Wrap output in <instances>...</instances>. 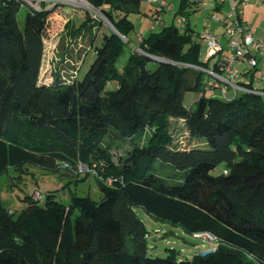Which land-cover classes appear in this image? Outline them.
Wrapping results in <instances>:
<instances>
[{"label":"trees","instance_id":"trees-1","mask_svg":"<svg viewBox=\"0 0 264 264\" xmlns=\"http://www.w3.org/2000/svg\"><path fill=\"white\" fill-rule=\"evenodd\" d=\"M85 1L119 37L132 29L126 16L138 13L139 1ZM55 6L34 10L22 0H0V175L6 165L54 173L62 163L95 164L101 197L71 195L62 205L45 194L40 205L29 194L18 212L0 201V264H226L227 255L234 264H264V97L205 96L204 72L192 67L208 70L209 60L200 62L197 33L187 23L181 31L150 32L120 70L113 62L127 41L104 35L80 80L74 69L41 83L43 34ZM92 20L87 16L77 28L67 21L64 28L74 38ZM210 69L217 71L213 63ZM255 71L241 74L248 78L244 87H252ZM195 92L198 98L184 107V94ZM174 120L206 148L174 144L168 128ZM144 131L145 142L134 143ZM106 138L130 140L115 163L101 147ZM156 164L175 175L161 176ZM134 208L185 236L206 230L216 248L188 261L172 250L164 259L151 257ZM239 240L249 241L243 252L225 246H240Z\"/></svg>","mask_w":264,"mask_h":264},{"label":"rangeland","instance_id":"rangeland-1","mask_svg":"<svg viewBox=\"0 0 264 264\" xmlns=\"http://www.w3.org/2000/svg\"><path fill=\"white\" fill-rule=\"evenodd\" d=\"M161 1L170 6V10L164 9L157 13V3L148 4L139 2L137 6L138 13H130L126 16V19L131 23L132 29L125 35L124 39L127 43L123 45L121 53L113 62L115 69L120 70L124 67L130 52L137 50L139 43L138 36L144 39L150 32H159L163 27L172 26L178 29L179 25L176 18L179 15L186 17L185 23L193 30L192 35L194 37L196 33H200L203 30L206 23L212 29H215L216 33H221L222 29L215 28V25H212L207 19L209 12L202 9H195L191 0H184L181 7L179 5L180 0ZM25 4L32 9L34 8V3ZM49 6L50 3L47 2L42 5V9L45 10ZM251 8V5L243 8V19L252 32L254 39L264 40V7L258 6L254 9ZM22 15L23 8L19 10L17 15V20L20 24ZM87 16L93 19L92 24L94 26L88 27L87 31L83 34L73 38L68 33L69 31L64 28L65 22L68 21L73 28H77ZM102 17L104 16L100 11L85 9L84 5L74 8L68 5H57L49 16L48 25L43 34V55L38 78L39 82L49 84L55 74L59 73L63 75L67 71L69 72V70L74 71V69L77 70L75 77L78 80L82 78L87 67L93 60V47H99L102 42V37L112 33L111 26L102 20ZM154 18L159 23L155 24L153 21ZM150 27L153 30H150ZM119 39L123 43L125 42L120 37ZM221 44L224 47V43L222 42ZM228 53V50L225 49V55ZM198 58L203 63L207 60L206 49L203 43H199ZM211 65L212 60L210 59L207 64L208 69L211 68ZM245 67L244 64L238 62L236 64V68L241 73H243ZM261 77L264 78V58L257 62L256 71L253 74V82ZM208 81H211V77L203 73L202 82L205 86ZM205 94L207 96H215L214 92L211 91H205ZM198 96L199 92L184 94L183 106L186 108L189 107ZM225 96L229 97L230 91H226ZM168 128L172 135L173 143L183 144L179 148L188 149L200 146L198 141L188 138L181 121H170ZM148 132L144 131L132 141L138 145L144 143L149 134ZM129 143L130 140L121 141L115 140L114 138H106L101 147L105 148L111 160L115 163L119 157L124 156L125 151L129 148ZM199 148H206L203 141ZM104 160L107 161L104 158H100L99 161L106 164ZM85 166V164L77 162L75 168L70 169L69 167L62 168L61 164H59L58 170L53 173L35 165H25L22 172H17L6 165L4 173L0 175V201L3 207L10 212H18L23 209L25 204L21 199L24 195H31L34 190H37L42 196L39 202L40 205L43 203L45 194H51L54 200L62 205H67L71 195L87 197L92 201H99L101 196L98 187L92 175L85 176L87 171ZM222 169L223 165L220 164L212 170L211 174L217 175ZM101 170L103 169L101 168ZM159 170L161 172L160 175L164 177L175 175L170 169L165 167L160 168L159 164H156L155 171ZM134 212L147 231V254L151 257L164 259L168 252L172 250L177 254L179 261H188L196 254L212 252L216 248L213 242L201 243L200 241L191 239L192 234L199 232L185 236L178 228L153 221L141 209L134 208ZM200 232H206V230ZM237 242L241 243V245L239 246L229 241V244L227 243L225 246L230 250L243 252L244 248L248 247L249 244L247 240H239ZM227 256L228 260L226 264H234V258L231 255Z\"/></svg>","mask_w":264,"mask_h":264},{"label":"built area","instance_id":"built-area-1","mask_svg":"<svg viewBox=\"0 0 264 264\" xmlns=\"http://www.w3.org/2000/svg\"><path fill=\"white\" fill-rule=\"evenodd\" d=\"M24 3H34V10H41L42 5L50 3L49 9L55 5H68L72 8L83 6L85 9L94 10L84 0H22ZM139 2H145L148 4H156L158 11L170 10V6L166 5L161 0H137ZM254 2L264 7V0H191L195 9L206 10L209 12L208 20L215 28H221V33H216L215 29H212L208 23L205 24L203 30L197 33V40L199 43H203L206 49V59L212 60V63L216 65L217 71L212 69L204 70L199 67H192L200 70L211 77V81H208L205 86V91H215L220 98H227L226 88L230 91L229 97H234L236 94L246 93L264 97V85L262 87L256 86V83L262 81V78L255 80L252 83L251 88H246L241 81V72L236 68V64L241 63L246 67L243 72H247L256 69L258 60L264 58V40L254 39L252 32L248 25L242 19V10L246 4ZM45 9V10H47ZM44 10V9H42ZM106 23L107 20L102 17ZM177 23L179 25L178 30L181 31L184 28L185 17L182 15L177 16ZM155 24L159 23L156 18L153 19ZM109 24V23H108ZM150 30H153L150 27ZM121 39L124 37L120 36ZM138 41L141 40L139 36ZM224 43V47L221 43ZM225 49L228 50V54L225 55ZM254 80V79H252ZM62 168H68L66 163L61 164ZM86 167V166H85ZM86 173L92 176L101 178L95 170L94 165L90 168L86 167ZM102 179V178H101ZM106 184H110V179L106 180ZM31 199L35 202H40L42 199L41 194L34 190L30 195ZM144 238H148V234L144 235ZM191 239L203 242L214 243L217 245V239L212 234L206 232L194 233L191 235Z\"/></svg>","mask_w":264,"mask_h":264},{"label":"crops","instance_id":"crops-1","mask_svg":"<svg viewBox=\"0 0 264 264\" xmlns=\"http://www.w3.org/2000/svg\"><path fill=\"white\" fill-rule=\"evenodd\" d=\"M248 5H251L252 6V8L251 9H254V8H256V7H262L261 5H259V4H256V3H254V2H249L248 4H246L244 7H246V6H248ZM243 11V10H242ZM242 19H243V12H242ZM244 20V19H243ZM261 73H262V71H261ZM262 78V77H261ZM241 81L242 82H247L248 81V78L246 77V76H241ZM254 83V82H253ZM264 85V78H262V81L260 82H257L256 83V86H258V87H262ZM229 89H227V91H228ZM211 92H214V94L216 93L215 91H211ZM205 96H207L206 94H205Z\"/></svg>","mask_w":264,"mask_h":264},{"label":"water","instance_id":"water-1","mask_svg":"<svg viewBox=\"0 0 264 264\" xmlns=\"http://www.w3.org/2000/svg\"><path fill=\"white\" fill-rule=\"evenodd\" d=\"M112 28V27H111ZM112 32L114 33V34H116V35H118L117 34V32L112 28ZM203 254H205V253H202L201 255H203ZM179 264H188V262H179Z\"/></svg>","mask_w":264,"mask_h":264},{"label":"clouds","instance_id":"clouds-1","mask_svg":"<svg viewBox=\"0 0 264 264\" xmlns=\"http://www.w3.org/2000/svg\"><path fill=\"white\" fill-rule=\"evenodd\" d=\"M207 253V252H206Z\"/></svg>","mask_w":264,"mask_h":264}]
</instances>
